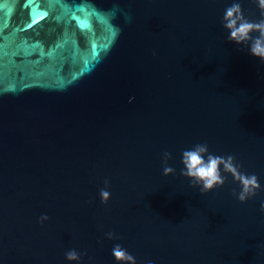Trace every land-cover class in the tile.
<instances>
[{
    "label": "water",
    "instance_id": "1",
    "mask_svg": "<svg viewBox=\"0 0 264 264\" xmlns=\"http://www.w3.org/2000/svg\"><path fill=\"white\" fill-rule=\"evenodd\" d=\"M234 2L264 18L257 0H0V264H133L117 245L264 264V61L229 40ZM197 145L256 194L223 165L202 191Z\"/></svg>",
    "mask_w": 264,
    "mask_h": 264
},
{
    "label": "clouds",
    "instance_id": "2",
    "mask_svg": "<svg viewBox=\"0 0 264 264\" xmlns=\"http://www.w3.org/2000/svg\"><path fill=\"white\" fill-rule=\"evenodd\" d=\"M257 4L261 10V16L264 17V0H257ZM223 23L224 27L229 30V40L235 41L238 44L248 43L251 54L264 61V18L255 22L250 21L245 17L241 4L234 2L225 9ZM253 33H257L258 35L254 36ZM207 151L206 145H197L194 149L184 150L182 153V162L187 169L184 175L194 177L197 182H203L202 191L206 192L218 183L223 184L224 180L220 175V166L223 165L224 169L232 172L243 185V190L239 194L241 201H245L249 196L256 194V189L260 187L256 176L248 177L238 173L232 164V156H228L225 159L209 154L205 159L203 154ZM171 171V168L166 167L164 169L165 174ZM102 195L107 197L108 193L103 192ZM261 208L264 210V204L261 205ZM113 255L117 260L133 261L134 264V257L129 255L119 245L113 249ZM67 256L69 259L77 258V254L74 251L68 253Z\"/></svg>",
    "mask_w": 264,
    "mask_h": 264
}]
</instances>
